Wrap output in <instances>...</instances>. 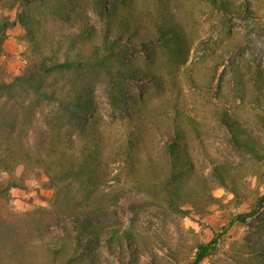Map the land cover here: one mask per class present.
I'll list each match as a JSON object with an SVG mask.
<instances>
[{"label":"trees","instance_id":"1","mask_svg":"<svg viewBox=\"0 0 264 264\" xmlns=\"http://www.w3.org/2000/svg\"><path fill=\"white\" fill-rule=\"evenodd\" d=\"M132 1L93 0L102 21L84 32L92 39L87 54L49 63L43 60L31 63L9 80L0 78V99L11 97L19 90L32 94L34 101L29 104L30 108L46 103L54 109L53 117L46 121V130L39 133L42 149L37 152L36 159L25 151L30 146L27 134H21V130L27 133L26 125H15L17 116L11 110L9 115H0V146L10 142L19 151L17 156L23 154L35 161V168L42 170L47 178L44 186L54 190L57 201L59 194H67V190L82 194L75 203L58 201L52 209L37 206L28 223L32 230L25 233L17 222L8 219V212L12 215L14 208L10 203V190L22 187V181L8 180L0 186V264H163L168 258L177 261L175 251L166 243H157L163 250V255L159 256L150 240L134 224H107L101 220L100 206L89 207L98 187L110 180L111 165L126 167L135 188L173 207L178 202L190 200L210 182L226 187L227 180L232 177L234 165L229 161L211 160L207 176L197 172V151L190 141H202L201 130L185 113L181 89H177L174 100L175 89H169L172 97L166 105L169 111L164 113H159L158 106L148 105L147 99L150 92L164 90L165 80L157 62L161 56H167L178 71L193 70L207 58H213L212 74L205 85L192 76V71L188 81L201 92L214 87V94L219 99L223 97L224 71L216 76L228 52L227 47L223 48L222 37L210 32L194 41L169 5H161L155 9V15L148 18L134 9H119ZM200 1L205 4L209 17H242L259 22L252 0ZM49 2L0 0L3 11L0 14V55L8 32L17 25L26 27L33 11ZM56 16L66 18L58 13ZM240 52L234 53L237 59L242 57ZM193 53L196 59L188 64ZM241 62L231 67L233 96L261 107L263 74L257 69L254 76H250L249 69L245 71ZM84 69L102 74L101 90L108 109L109 126L101 124L92 85L49 81L51 75ZM209 112L229 145L258 152L261 142L245 129L228 107L212 104ZM261 124L264 128V118ZM110 128L114 132H110ZM6 151L12 152L9 145ZM7 160L0 158L3 164H7ZM208 198L214 199L211 195ZM127 205L132 211L141 207V203L134 201ZM261 208H264V194L258 197L254 207L237 213L234 220L247 222L255 218ZM259 227L264 229V223ZM30 233L37 239L29 238ZM221 234L197 244L187 264H203L214 252ZM249 247L251 264H264V246L249 243Z\"/></svg>","mask_w":264,"mask_h":264},{"label":"rangeland","instance_id":"2","mask_svg":"<svg viewBox=\"0 0 264 264\" xmlns=\"http://www.w3.org/2000/svg\"><path fill=\"white\" fill-rule=\"evenodd\" d=\"M252 1L259 22L242 17H209L205 4L200 0H166L163 3L159 0H133L119 8L122 11L134 9L148 18L155 15V9L161 5H169L175 18L186 27L194 41L213 32L214 35L222 37L223 48H228L216 71V76L224 71L225 85L223 97L220 99L214 94V87L210 91L201 92L194 89L188 81L189 72L192 71V76L200 81L202 86L205 85L212 74L210 66L215 61L213 58H207L205 63L194 66L193 70L178 71L173 68L167 56H161L157 62L165 80L164 90L147 95L148 105L158 106L159 113H164L169 111L166 105L172 97L170 90L175 89L173 100L177 89L182 90L185 113L195 120L196 126L201 130L202 141L196 140L198 144L190 141L193 149L197 151V172L207 176L211 160L232 162L234 169L232 177L227 180V186L210 182L205 189H200L191 196L190 200L178 202L173 207L161 199L154 200L139 191L135 188L127 168L112 164L110 180L100 185L89 201V207L100 206L101 220L107 224H134L136 229L150 240L157 255H163V250L157 243L164 242L171 247L178 260L168 258L163 264H187L193 257L196 245L210 241L217 233L222 234L217 239L214 252L204 259L203 264H251L249 243L264 246V229L259 227L264 223V208L247 222L234 220L237 213L254 207L258 197L264 194V128L261 124V118H264V81L261 94L263 102L260 107L247 100L234 98L231 71L232 64H238L240 60L241 64H244V70L249 69L250 76H254L258 69L264 79V0ZM1 13L3 11L0 9ZM57 13L66 18L57 17ZM33 14L26 27L17 25L8 32L0 55V78L9 80L31 63L42 60L49 63L61 61L66 57L75 58L78 54H87L92 39L86 37L84 32L88 28L99 26L102 21L93 0H50L49 5L38 7ZM237 51H241L240 59L234 55ZM195 59V54H190L188 64ZM49 79L57 80L58 84L75 81L92 85L98 113L102 117L101 124L109 126L106 115L108 109L101 90L100 71H69L51 75ZM33 101L32 94L14 91L11 97L4 96L0 99V115H9L11 110L13 115L17 116L15 125H26L27 133L21 130V134H27L29 138L30 146L25 151L36 159L37 152L42 149L39 133L46 130V121L53 117L54 109L46 103L30 108L29 104ZM212 104L228 107L245 129L261 142L258 152L235 149L223 139V130L218 128L209 112ZM21 106L28 109H22ZM63 130L61 128V131ZM109 131L114 132L111 128ZM190 137L192 138V134ZM4 143L0 146V158L9 160L7 164L0 162V186L5 185L8 180L22 181V187L10 190V203L14 208L12 215L8 212V219L17 222L23 232L32 230V225L28 223L31 212L37 206L52 209L58 201L75 203L82 197L79 191L67 190V194H59L57 201L54 190L44 186L47 178L42 170L35 168L36 162L23 154L17 156L19 151L15 145ZM7 145L12 152L6 151ZM209 195L214 199H209ZM132 201L141 203V207L135 211L130 210L127 204ZM1 203L4 204L3 201ZM28 236L32 240L37 239L34 233Z\"/></svg>","mask_w":264,"mask_h":264}]
</instances>
